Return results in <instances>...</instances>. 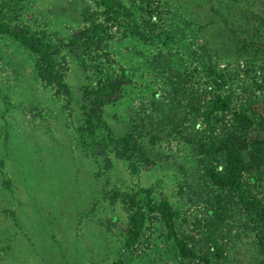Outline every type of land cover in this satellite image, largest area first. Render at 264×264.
I'll list each match as a JSON object with an SVG mask.
<instances>
[{
    "label": "rangeland",
    "instance_id": "rangeland-1",
    "mask_svg": "<svg viewBox=\"0 0 264 264\" xmlns=\"http://www.w3.org/2000/svg\"><path fill=\"white\" fill-rule=\"evenodd\" d=\"M155 2L172 43L147 44L112 32L108 57L97 58L107 73L127 75L120 95L102 112L113 137L130 133L143 145L153 165L137 166L136 173L112 146L89 153L78 144L83 90L97 81L89 62L84 66L70 51L61 53L70 95H57L38 79L35 57L0 36V264H114L126 229L118 196L151 187L154 201L165 199L181 213L178 232L204 249L214 198L221 195L203 176L194 146L202 125L190 91L204 87L205 79L199 69L177 93L175 74L210 61L230 76L227 89L235 103L251 104L252 135L263 134L264 95L253 90L252 79H264V14L258 0ZM20 19L64 43L85 25L102 22L92 0H29ZM221 197L226 212L218 235L226 257L218 264H255L247 216L234 198ZM124 258L125 264H186L155 221Z\"/></svg>",
    "mask_w": 264,
    "mask_h": 264
},
{
    "label": "trees",
    "instance_id": "trees-1",
    "mask_svg": "<svg viewBox=\"0 0 264 264\" xmlns=\"http://www.w3.org/2000/svg\"><path fill=\"white\" fill-rule=\"evenodd\" d=\"M27 1L0 0V36L7 37L35 57L38 79L53 88L57 95H70L65 83L67 68L61 56L64 50L73 53L84 66L89 62L88 67L96 74L95 86L83 90V121L77 129L81 149L103 153L100 149L112 146V153L127 163L131 173L137 172V166L153 165L133 134L115 138L104 121L102 108L115 101L128 78L123 70L120 76L107 73L97 60L108 57L106 48L112 32L124 39L133 37L147 44L158 41L167 46L172 43V33L164 24L160 3L136 0L127 5L121 0H92L101 9L102 22L85 25L64 43L52 40L44 32L33 31L21 22L20 15ZM258 1L264 14V0ZM199 69L204 73L205 84L202 88L191 89L190 97L192 109L202 125L194 144L201 171L213 188L226 198H234L241 207L254 237L258 256L255 264H264V133L252 135L256 121L251 104L248 99L235 103V97L227 89L230 76L220 72L210 61L202 60L200 66L190 72L177 71L173 90L180 92L182 85L190 82ZM252 85L256 93L264 95V79L257 82L253 78ZM152 195L151 187L118 196L126 213V229L120 258L114 264L126 263L124 257L138 249L152 221L163 227L182 263L218 264L225 259L226 247L218 235L226 212L221 195L214 198L215 219L209 225L202 250H196L189 238L178 232L176 225L181 213L165 199L154 201Z\"/></svg>",
    "mask_w": 264,
    "mask_h": 264
}]
</instances>
